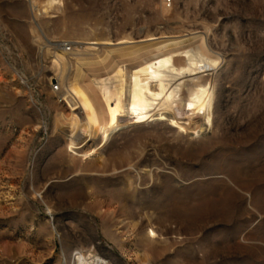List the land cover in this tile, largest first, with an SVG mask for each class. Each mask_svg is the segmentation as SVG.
Listing matches in <instances>:
<instances>
[{
  "label": "rangeland",
  "instance_id": "1",
  "mask_svg": "<svg viewBox=\"0 0 264 264\" xmlns=\"http://www.w3.org/2000/svg\"><path fill=\"white\" fill-rule=\"evenodd\" d=\"M32 1L0 0V264H264V0ZM189 40L217 59L209 115L190 99L188 122L151 109L69 148L54 85Z\"/></svg>",
  "mask_w": 264,
  "mask_h": 264
},
{
  "label": "bare ground",
  "instance_id": "2",
  "mask_svg": "<svg viewBox=\"0 0 264 264\" xmlns=\"http://www.w3.org/2000/svg\"><path fill=\"white\" fill-rule=\"evenodd\" d=\"M60 5V0L31 2L35 16L48 15ZM165 9L169 10L168 4H165ZM78 42L72 44L81 47V44L86 43ZM193 43L189 40L158 47L149 54H142L138 60L118 63L109 74L89 80L80 68L77 77L71 76L65 88L60 89L57 83L59 98L66 104L68 112L56 114L59 121L56 122L59 126H68L69 148H77L80 139L99 138L97 147L83 153L82 158L86 160L103 147L114 133L134 124L151 109L172 111L177 119L188 122L193 115L191 108H188L190 99L194 109L197 108L200 114L209 115L213 90L209 82L207 86L201 85L200 75L209 68L213 69L217 59L207 55L200 43L187 49ZM51 48L69 54L75 47L69 53L57 47ZM49 49L46 54L56 70L55 79L60 83L62 75L67 71L66 58L61 52ZM71 60L80 62L76 57ZM173 62L175 67L171 68ZM152 65H156L157 71H154ZM52 89L57 91V88ZM76 135L79 137L75 138ZM154 233L151 231L150 236L154 237ZM73 264L104 263L102 259L88 260L79 254L73 258Z\"/></svg>",
  "mask_w": 264,
  "mask_h": 264
},
{
  "label": "built area",
  "instance_id": "3",
  "mask_svg": "<svg viewBox=\"0 0 264 264\" xmlns=\"http://www.w3.org/2000/svg\"><path fill=\"white\" fill-rule=\"evenodd\" d=\"M54 45H55V47L60 48L67 53L71 52L74 48V45L72 43H67V42H56V43H54ZM53 88H57V92L59 95L58 85H54Z\"/></svg>",
  "mask_w": 264,
  "mask_h": 264
}]
</instances>
